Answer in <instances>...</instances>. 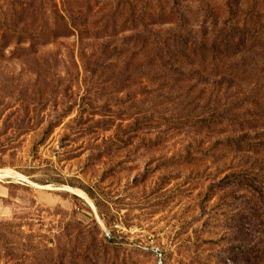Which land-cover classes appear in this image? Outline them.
Wrapping results in <instances>:
<instances>
[{
    "label": "rangeland",
    "instance_id": "rangeland-1",
    "mask_svg": "<svg viewBox=\"0 0 264 264\" xmlns=\"http://www.w3.org/2000/svg\"><path fill=\"white\" fill-rule=\"evenodd\" d=\"M4 16L27 41L0 56V264H156V246L264 264V192L241 177L264 155L224 144L264 139V0H0Z\"/></svg>",
    "mask_w": 264,
    "mask_h": 264
},
{
    "label": "trees",
    "instance_id": "trees-1",
    "mask_svg": "<svg viewBox=\"0 0 264 264\" xmlns=\"http://www.w3.org/2000/svg\"><path fill=\"white\" fill-rule=\"evenodd\" d=\"M8 17L4 16L3 22L0 24V56L3 55L4 51L13 43L16 44L17 48L20 49V45L27 40L23 38L24 32L21 28H19L21 25V22H9ZM32 40V39H30ZM224 144L228 145V148L233 150V151H239L251 155H264V139H259V138H250L248 135H243L240 137H236L234 139H230L227 142H224ZM241 175L246 177V179L250 182H252V189L256 192L258 191H263L264 192V185L260 181L259 177H262L264 179V175L261 174V172H254L253 170L249 169V172H244ZM263 175V176H261ZM264 198V197H263ZM79 226L81 227V230L85 229V226L82 222H78ZM242 226H237L236 228V237L239 238L240 244L236 246L239 255L241 257L245 258L248 260L249 258L252 257L253 253L250 248L247 247L246 244H244V228H241ZM84 228V229H83ZM90 231V230H89ZM242 237V239H241ZM100 243V248L102 250H106L109 246L108 244L104 243L102 240H99ZM232 247L231 249H233ZM97 264V263H95Z\"/></svg>",
    "mask_w": 264,
    "mask_h": 264
},
{
    "label": "built area",
    "instance_id": "built-area-1",
    "mask_svg": "<svg viewBox=\"0 0 264 264\" xmlns=\"http://www.w3.org/2000/svg\"><path fill=\"white\" fill-rule=\"evenodd\" d=\"M154 255L156 258V264H165L164 253L160 247L158 246L154 247Z\"/></svg>",
    "mask_w": 264,
    "mask_h": 264
},
{
    "label": "bare ground",
    "instance_id": "bare-ground-1",
    "mask_svg": "<svg viewBox=\"0 0 264 264\" xmlns=\"http://www.w3.org/2000/svg\"><path fill=\"white\" fill-rule=\"evenodd\" d=\"M6 171V170H5ZM12 171V170H11ZM15 175H17L16 173H15ZM1 176H5V177H14V175L11 173V172H4V173H0V177ZM22 176V175H21ZM10 179V178H9ZM35 185V184H34ZM41 187H43V186H41ZM84 195V194H83Z\"/></svg>",
    "mask_w": 264,
    "mask_h": 264
}]
</instances>
